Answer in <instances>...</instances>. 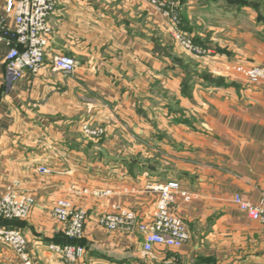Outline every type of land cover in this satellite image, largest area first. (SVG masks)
<instances>
[{"label":"crops","instance_id":"0c3cea01","mask_svg":"<svg viewBox=\"0 0 264 264\" xmlns=\"http://www.w3.org/2000/svg\"><path fill=\"white\" fill-rule=\"evenodd\" d=\"M179 2L182 29L209 53L184 50L150 0H56L45 64L17 82L0 41V194L35 198L26 219L0 224L23 232L31 264H66L50 248L69 244L52 214L63 197L88 213L76 264H264V224L233 199L258 203L264 191V84L234 70L264 65V0ZM58 53L77 67L53 69ZM85 117L102 138H85ZM169 182L190 233L181 247L146 251L139 229L100 225L114 205L152 220V187ZM0 264L25 263L0 242Z\"/></svg>","mask_w":264,"mask_h":264},{"label":"built area","instance_id":"2783aa9c","mask_svg":"<svg viewBox=\"0 0 264 264\" xmlns=\"http://www.w3.org/2000/svg\"><path fill=\"white\" fill-rule=\"evenodd\" d=\"M163 10V15L170 21L171 33L175 41L186 51L196 55L207 54L209 50L196 44L192 35L181 27L179 14V0H153ZM56 0H7L5 12L12 16L13 26H9L6 17L0 15V41L5 40L10 50L5 58L7 73L12 82L20 81L25 73L38 74L44 64L46 52L50 44L52 27L49 22L55 9ZM53 69L71 72L78 61L69 55L58 53L52 59ZM234 70L244 75L251 83L264 84V65L238 64ZM83 132L94 138L101 137L104 129L86 122ZM43 174L51 172L45 165L39 167ZM179 184L169 182L158 184L152 189L159 192L152 220L145 221L132 209L121 205H114L111 211L99 217L101 226L108 230L125 231L133 233L139 229L145 234L144 249L151 251L155 244L181 247L190 239V233L184 221L171 210L175 201ZM84 192H88L84 189ZM94 196H108L109 190L93 191ZM186 200L191 199L187 193H182ZM234 202L245 212L249 218L264 224V191L258 203H252L235 194ZM35 203L32 195L21 193L9 188L0 194V222L4 219H26ZM53 216L64 224V233L69 238L80 239L85 234L87 211L72 203L69 198L57 200L52 209ZM0 242L11 246L25 264H31L27 251V239L23 232L17 228L2 226L0 224ZM55 251L66 264H76L85 254L86 249L79 244H52Z\"/></svg>","mask_w":264,"mask_h":264},{"label":"rangeland","instance_id":"374dc122","mask_svg":"<svg viewBox=\"0 0 264 264\" xmlns=\"http://www.w3.org/2000/svg\"><path fill=\"white\" fill-rule=\"evenodd\" d=\"M157 1H161V0H157ZM150 2L153 4V5H155L157 8H158V10L160 11V13H161V15L164 17L165 15H163V10H161V8L157 5V3H155V2H153V0H150ZM166 17V16H165ZM167 19H168V17H166ZM166 18H165V20H166ZM169 20V19H168ZM169 22V25H170V21H168ZM168 33H171V29H170V32L168 31ZM173 39H174V37H173V35H172V33H171V35H170ZM174 41H175V39H174ZM84 122L82 123V130H83V126H84V124L86 123V122H88V123H90V124H92V125H94V126H98V127H101V128H103L104 129V134L101 136V137H98V138H94V137H92V136H88V135H86L84 132V136H85V138L86 139H100V138H102L104 135H105V133H106V128L104 127V126H102V125H97V124H95V123H93L91 120H90V118H84Z\"/></svg>","mask_w":264,"mask_h":264},{"label":"trees","instance_id":"16d2710c","mask_svg":"<svg viewBox=\"0 0 264 264\" xmlns=\"http://www.w3.org/2000/svg\"><path fill=\"white\" fill-rule=\"evenodd\" d=\"M182 20V19H181ZM181 23H182V21H181ZM194 39V38H193ZM67 237V239H68V243L69 244H79V245H81V239L82 238H80V239H74V238H69L68 236H66Z\"/></svg>","mask_w":264,"mask_h":264}]
</instances>
